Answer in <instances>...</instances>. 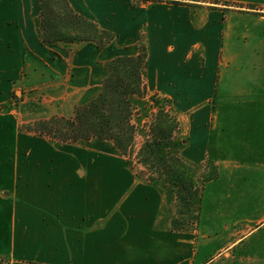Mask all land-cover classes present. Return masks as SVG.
Instances as JSON below:
<instances>
[{
	"label": "crops",
	"instance_id": "1",
	"mask_svg": "<svg viewBox=\"0 0 264 264\" xmlns=\"http://www.w3.org/2000/svg\"><path fill=\"white\" fill-rule=\"evenodd\" d=\"M183 1L69 0L114 32L99 48L44 43L36 0H0V102L17 100L0 112V255L9 264H227L223 250L239 233L252 246L238 260L264 264V0H207L197 17V0ZM139 42L146 96L172 100L183 158L218 165L194 229L171 228L173 189L138 176L112 141L53 143L22 128L71 117L99 93L104 62L136 55ZM208 200L220 202L209 228Z\"/></svg>",
	"mask_w": 264,
	"mask_h": 264
},
{
	"label": "trees",
	"instance_id": "2",
	"mask_svg": "<svg viewBox=\"0 0 264 264\" xmlns=\"http://www.w3.org/2000/svg\"><path fill=\"white\" fill-rule=\"evenodd\" d=\"M37 2L44 43L94 42L102 48L115 37L114 32L101 27L96 20L77 12L69 0ZM146 63L147 50L139 42L136 55H119L104 62L106 76L99 93L88 103L76 106L71 117L54 115L24 124L22 128L45 136L53 143L91 138L111 140L114 148L126 157L129 167L133 165V157L142 166L144 171L141 173L146 181L161 180L173 189L175 212L171 228L183 230L199 223L205 184L217 178L219 171L211 159L192 162L183 158L181 148L184 141L177 138L179 120L171 111L174 105L157 94L150 96L156 112L148 125V134L136 147L138 126L132 121V96L141 98L146 95L143 81ZM202 166L204 171L199 174ZM0 264H9V258L0 255Z\"/></svg>",
	"mask_w": 264,
	"mask_h": 264
},
{
	"label": "rangeland",
	"instance_id": "3",
	"mask_svg": "<svg viewBox=\"0 0 264 264\" xmlns=\"http://www.w3.org/2000/svg\"><path fill=\"white\" fill-rule=\"evenodd\" d=\"M132 1H133L134 4L151 2V1L143 2L142 0H132ZM167 1H169V2L179 1V3H183L184 2L183 0L182 1L181 0H167ZM36 2H37V0H36ZM209 3H211V2H209L207 0H197L196 3L192 2L191 3L193 5L192 10L194 11L193 12L194 14L196 13L195 16L197 17L198 13H200L205 7L211 6ZM38 5L39 4H37V7H39ZM169 100L172 101L171 99H169ZM189 100H195V99H187L186 101L188 102ZM212 101H213V99H212ZM132 103H133L132 121L138 126V133H137L136 140H135L136 147H138L142 143V141L145 140L146 134H148V125L151 123V120H152V118H153V116H154V114L156 112V109L153 108L150 97H147L146 95H145V97H141V98H139V97L133 98ZM16 106H17V100H16V98L14 96H12V98L8 101V103L0 102V112L9 111V110L15 108ZM171 111H172L173 115H176V117L179 120L180 131H179V133L177 135V138L180 139V140H183L186 135L184 134V130L181 129V120H180L181 118L178 115V113L175 112L174 107L172 108ZM225 135H226V133H223L221 135V138L224 139ZM232 136H234V134L230 133L229 138L232 137ZM115 153H116V155L121 154L119 151H117ZM216 166L218 168L217 164H216ZM130 168L138 176H140L142 179H144V176L141 173V171H144V170H143L141 165H139L138 163L135 162L134 157H133V165H131ZM204 168L205 167L202 166L201 169L198 170V173L200 174V172L204 171ZM218 171H219V169H218ZM158 181L163 183L165 186H169V185H167L165 182H163L161 180H158ZM216 186H218V189H219V187H221L222 185H218V184L210 185V187H216ZM218 193H219V191L217 192V194ZM201 200H202V196H201ZM218 203H220V202H218ZM218 203H213L212 201H209V200H208V202H206V205L204 206V212L206 213V215L205 216L203 214L201 215V218L203 217V219L201 221V224L203 226L209 228L211 226V224L213 222H215L214 219L210 218V215H211V211H215L217 208H219L220 205ZM200 214H201V202H200ZM214 218H216V217H214ZM215 225H216V223H215ZM197 226H198V224L197 225H192V226H189L188 229H194ZM241 235H242L241 233L236 235L232 239V242L230 243L231 246L229 245L230 246L229 248L223 250V253H225V254H227L228 252L232 254V256L230 255L231 258L229 257L227 260L224 258V261L227 262V264H238V262H240L239 264H251V260L240 261L242 258L246 257L247 255H249V259H250L251 246H252L251 242H247V243H244V244H241L242 243L241 241L237 242L238 238H240ZM234 242H236V243H234ZM219 259H221V258H219ZM238 259H240V260H238ZM215 264H222V263L220 261H218Z\"/></svg>",
	"mask_w": 264,
	"mask_h": 264
}]
</instances>
